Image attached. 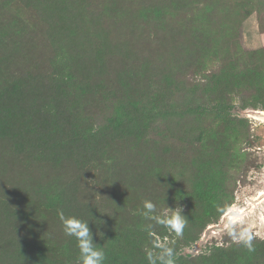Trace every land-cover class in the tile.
<instances>
[{
    "label": "trees",
    "instance_id": "1",
    "mask_svg": "<svg viewBox=\"0 0 264 264\" xmlns=\"http://www.w3.org/2000/svg\"><path fill=\"white\" fill-rule=\"evenodd\" d=\"M163 1L111 0L105 6L109 21L103 23L96 15L85 16L90 9L81 8L82 0H25L22 6L34 19L15 18L13 25L1 27L14 0H0V134L6 142L13 139L16 155L23 154L31 170L10 178L7 173L6 181H0V264H77V242L64 235L59 210L89 222L94 242L104 246L105 264H148L146 250H152L154 237L147 225H154L155 238L176 235L142 215L143 201L152 200L158 212L182 207L188 185L195 189L198 204L193 206L199 211L185 214L183 236L169 244L178 253L176 264H264V246L252 251L244 244L229 250L214 247L192 262L180 255L232 205L233 197L227 196L224 180L217 179L209 162L208 156L216 161L213 153L192 157L184 139L179 145L170 137L166 143L151 136L156 120H164L172 107L178 74L203 62L200 43L207 34L190 28L188 36L161 40L159 47H152L149 38L140 39L138 20L164 25L168 10ZM180 1L182 7L178 0L167 3L178 14L188 4L201 14L200 24H211L212 11L202 0ZM240 2L251 12L261 6L259 0ZM41 49L49 54L41 70L15 71L16 57L33 58ZM99 59L110 60L105 63L111 68L95 74ZM259 68L251 106L264 111V63ZM229 91L219 92L218 102L208 106L189 104L182 114H196L197 121L213 114L231 124L236 106L227 99ZM105 92L121 105L115 107V119L97 127ZM94 99L99 101L92 105ZM248 137L239 131V144ZM29 149L47 160L49 173H34L30 153L24 157ZM229 153L222 151L224 157ZM244 155L239 152V159Z\"/></svg>",
    "mask_w": 264,
    "mask_h": 264
},
{
    "label": "rangeland",
    "instance_id": "2",
    "mask_svg": "<svg viewBox=\"0 0 264 264\" xmlns=\"http://www.w3.org/2000/svg\"><path fill=\"white\" fill-rule=\"evenodd\" d=\"M24 1L14 0L10 4L5 15L6 23L1 27H5L9 22L12 24L15 18L34 19L35 14L22 6ZM76 1L80 3V0ZM110 1L82 0L81 8L90 9L86 17L89 15L90 18L93 14L98 21L107 23L109 13L105 6L108 7ZM165 1L163 2L167 5L168 15L165 17L164 25L155 21L138 20L140 39L149 38L152 47H159L161 40L176 35L188 36L191 33L190 28L200 30L199 35L207 34L206 41L199 42L204 51L203 62L198 65L194 63L189 70L178 74L176 78L180 82L177 93L172 94V107L166 110L167 116L164 120L160 118L156 120L151 136L166 143L169 140L165 138L170 137L179 145H182L180 139H184L188 155L192 157L203 151L213 153L211 155L215 156L216 161L208 156L209 162L216 167L217 179L224 180L222 185L227 196L233 197L232 205L246 210L243 225H236L235 230L237 232L242 228L249 230L253 235V247L264 246V111L251 106L256 100L254 96L257 95L259 67L264 63V0H259L261 6L253 12L250 7H243L240 0H202L212 11L209 26L206 22L200 24L201 14L196 9L191 10L188 4L184 6L182 14H178L174 8L169 7L168 0ZM178 3L182 7V1L178 0ZM132 14L133 10L130 11L129 16ZM138 16L139 13L132 17ZM44 50L38 51L33 58L24 55L21 59L16 57L15 71L24 73L38 67L41 70L40 66L44 67L49 55ZM105 61L110 62V60L99 59L98 62L95 60L93 68L95 74L99 69L111 68V65H107ZM224 89L232 92L227 99L236 106L230 113L231 124L217 120L213 114L206 115L201 121H197L199 117L196 114H182V110L189 104L208 106L218 102L219 92H223ZM104 96V102H100V105L106 107L97 117V127H102L115 119V107L121 105V101L116 96L107 92L102 98ZM98 101L99 99L92 100V105ZM239 131L249 135L240 144ZM235 133L238 137H235ZM4 137L5 134L3 136L0 134V181H6L8 174L10 178L22 169V172L24 169L30 170L25 165L26 159L23 162V154L19 157L16 155L17 146L13 143V139L6 142ZM221 138H226L227 143L224 144ZM225 150L230 152L227 157L222 154ZM239 152L245 154L244 160L239 159ZM29 153L28 160L33 166L31 169L38 171L34 173L47 174L51 171L47 160L38 157L40 155H34L30 149L24 153V157H28ZM199 157L203 159L202 155ZM220 157L225 158V162H221ZM5 164L9 167L5 168ZM185 188L188 196L185 197L182 206L183 214L191 210L198 212V208L193 206L198 204L193 198L195 189L191 185ZM231 230L227 216L221 215L218 220L209 223L190 246L183 248L180 255L188 262H192L202 255L211 254L214 247L229 250L243 244L242 241L232 239L229 235ZM159 239L161 243L168 245H175L180 240L178 236L167 237L166 241ZM241 251L239 249V252Z\"/></svg>",
    "mask_w": 264,
    "mask_h": 264
},
{
    "label": "clouds",
    "instance_id": "3",
    "mask_svg": "<svg viewBox=\"0 0 264 264\" xmlns=\"http://www.w3.org/2000/svg\"><path fill=\"white\" fill-rule=\"evenodd\" d=\"M221 211L222 215L228 218L232 229L229 235L232 239L234 241H242L249 251L254 250L252 243L253 235L251 232L243 228L239 232L235 230L236 225H243L246 210L238 208L235 205H227ZM169 212L171 213L170 215ZM183 213L184 209L179 206L175 207V209L167 206L163 212H158L157 205L152 200L145 199L143 201L142 215L146 219L154 221L155 225H161L170 232L175 233L178 237L183 236L188 224V219ZM58 217L62 224L64 235L74 237L77 242V248L79 249L77 264H105L107 256L104 251V246H100L94 242L89 222L77 216H66L62 210L58 211ZM153 229V224H149L146 227L149 237H154L151 241L152 250H146L148 264H176V257L178 255L176 249L167 243H161L159 238H155L157 234ZM97 234L99 236L103 235L100 232ZM164 239L166 241L167 237ZM157 249L159 250L158 252L154 251Z\"/></svg>",
    "mask_w": 264,
    "mask_h": 264
}]
</instances>
